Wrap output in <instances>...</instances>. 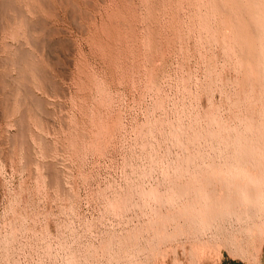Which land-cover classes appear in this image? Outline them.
<instances>
[{"label": "rangeland", "instance_id": "obj_1", "mask_svg": "<svg viewBox=\"0 0 264 264\" xmlns=\"http://www.w3.org/2000/svg\"><path fill=\"white\" fill-rule=\"evenodd\" d=\"M0 264H264V0H0Z\"/></svg>", "mask_w": 264, "mask_h": 264}, {"label": "bare ground", "instance_id": "obj_2", "mask_svg": "<svg viewBox=\"0 0 264 264\" xmlns=\"http://www.w3.org/2000/svg\"><path fill=\"white\" fill-rule=\"evenodd\" d=\"M226 13H227V12H226ZM240 27H241V26H240ZM246 29H247V28H246ZM232 32H233V31H232ZM252 54H253V53H252ZM252 54H251V55H252ZM254 58H255V57H254ZM250 163H251V162H250Z\"/></svg>", "mask_w": 264, "mask_h": 264}]
</instances>
